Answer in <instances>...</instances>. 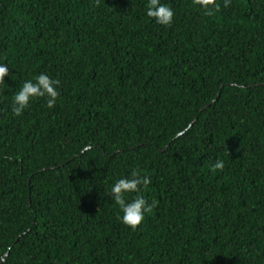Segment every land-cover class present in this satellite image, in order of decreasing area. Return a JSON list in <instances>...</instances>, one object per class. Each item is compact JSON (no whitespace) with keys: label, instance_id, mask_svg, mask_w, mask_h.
Returning a JSON list of instances; mask_svg holds the SVG:
<instances>
[{"label":"trees","instance_id":"1","mask_svg":"<svg viewBox=\"0 0 264 264\" xmlns=\"http://www.w3.org/2000/svg\"><path fill=\"white\" fill-rule=\"evenodd\" d=\"M161 3L171 27L148 0H0V264H264V0ZM41 73L55 106L14 116ZM133 170L136 230L110 194Z\"/></svg>","mask_w":264,"mask_h":264},{"label":"clouds","instance_id":"2","mask_svg":"<svg viewBox=\"0 0 264 264\" xmlns=\"http://www.w3.org/2000/svg\"><path fill=\"white\" fill-rule=\"evenodd\" d=\"M97 3H99V0H97ZM231 3L232 0H223V5L218 0H192V4L203 9L204 14L208 16L219 12L222 6L223 8L230 7ZM146 14L161 26L171 27L173 24L174 12L168 5L162 4L161 0H148ZM6 76H9L7 65H0V85L6 84ZM59 85L60 81L58 79H52L44 73L36 76L35 82L32 80L25 81L13 98L11 108L13 115L21 116L34 98L46 97L47 107L53 108L60 96L57 90ZM223 168L224 162L217 160L210 170L216 172L223 170ZM150 183V177L141 175L138 170H133L130 179H118L111 187L112 199L123 213L121 221L132 230L139 228L145 219V213H150L155 204L148 203L143 195H137L131 201H128L126 194L139 193L142 187L147 188Z\"/></svg>","mask_w":264,"mask_h":264},{"label":"water","instance_id":"3","mask_svg":"<svg viewBox=\"0 0 264 264\" xmlns=\"http://www.w3.org/2000/svg\"><path fill=\"white\" fill-rule=\"evenodd\" d=\"M2 262V261H1Z\"/></svg>","mask_w":264,"mask_h":264}]
</instances>
